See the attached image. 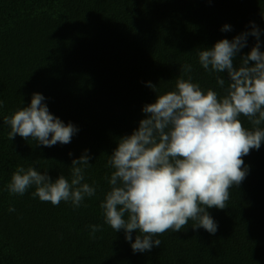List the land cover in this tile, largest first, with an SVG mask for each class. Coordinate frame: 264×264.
Segmentation results:
<instances>
[{"label": "trees", "instance_id": "1", "mask_svg": "<svg viewBox=\"0 0 264 264\" xmlns=\"http://www.w3.org/2000/svg\"><path fill=\"white\" fill-rule=\"evenodd\" d=\"M252 22L264 51V0H0V264H264V142L243 157L248 174L230 189L227 207L207 209L215 234L194 230L190 220L182 231L155 237L159 247L134 253L100 208L116 140L138 127L142 107L156 98L147 82L158 93L172 90L188 63L193 82L222 94L215 74L199 64L198 48L231 40ZM224 24L232 30L221 31ZM255 42L248 37L235 64ZM34 92L54 116L78 128L70 143L45 147L8 138L4 116L29 105ZM86 149L85 180L96 195L80 207L42 202L32 196L34 186L22 196L7 191L18 165L68 177L72 159ZM94 224L103 230L93 237Z\"/></svg>", "mask_w": 264, "mask_h": 264}, {"label": "clouds", "instance_id": "2", "mask_svg": "<svg viewBox=\"0 0 264 264\" xmlns=\"http://www.w3.org/2000/svg\"><path fill=\"white\" fill-rule=\"evenodd\" d=\"M231 30L229 24L221 28L223 32ZM249 36L256 42L235 64L234 58L247 47ZM260 36V28L252 22L250 30L231 40L222 38L210 48H198L199 64L215 74L222 94L193 82L188 63L180 66L172 90L158 93L157 85L147 82L156 98L142 107L144 117L138 127L116 140L106 163L112 170L105 177L109 190L100 203L104 222L114 232L124 231L134 253L159 247L161 240L155 237L182 231L190 220L194 230L216 233L217 222L207 209L227 207L230 189L239 186L248 174L243 157L259 150L264 142V51ZM225 72L227 80L220 75ZM44 101L43 94L34 92L29 105L4 116L11 141L19 135L45 147L71 142L78 128L54 116ZM3 103L0 100V107ZM241 117L251 127H246ZM89 160L86 149L72 159L68 177L60 174L55 179L48 170L18 165L7 191L22 196L34 186V198L54 206L70 202L78 208L85 197L96 195L94 183L85 180ZM8 211L16 209L10 204ZM89 227L93 237L103 230L99 224ZM133 232L137 233L134 240Z\"/></svg>", "mask_w": 264, "mask_h": 264}]
</instances>
